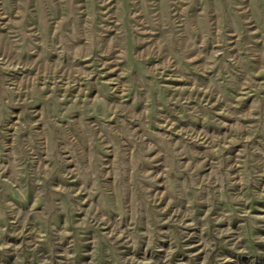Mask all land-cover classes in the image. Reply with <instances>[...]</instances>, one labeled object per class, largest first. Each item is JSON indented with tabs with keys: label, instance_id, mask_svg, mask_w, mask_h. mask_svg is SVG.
<instances>
[{
	"label": "rangeland",
	"instance_id": "1",
	"mask_svg": "<svg viewBox=\"0 0 264 264\" xmlns=\"http://www.w3.org/2000/svg\"><path fill=\"white\" fill-rule=\"evenodd\" d=\"M0 264H264V0H0Z\"/></svg>",
	"mask_w": 264,
	"mask_h": 264
}]
</instances>
